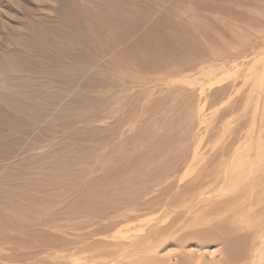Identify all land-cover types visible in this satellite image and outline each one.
Returning a JSON list of instances; mask_svg holds the SVG:
<instances>
[{
  "label": "bare ground",
  "instance_id": "6f19581e",
  "mask_svg": "<svg viewBox=\"0 0 264 264\" xmlns=\"http://www.w3.org/2000/svg\"><path fill=\"white\" fill-rule=\"evenodd\" d=\"M230 1L236 5H254L259 0ZM57 3L58 7L53 11L56 24H51L52 20L47 18H28L24 25L26 32L12 42L13 49L0 52V73L6 84L3 89L0 88V134H24L27 138L23 142L19 138L0 135V238H7L10 244H34V247L40 250L45 240L43 226L52 225L58 218L85 220L87 217L92 223H101L98 234L105 235L109 230L106 221L112 213L130 208L136 202L134 200L137 196L142 201L141 195L161 186L165 179L180 170V166L173 169L166 162L165 165L158 163L153 167L154 163H150L149 159L154 161V158L148 157L147 152L146 161L138 150L127 152V149L126 154L120 152L111 166H105L109 159L108 153L103 155L102 159L94 155L98 148L107 143L109 136L99 137L96 134L97 128L87 125H93L95 121L106 118L108 115L105 109L111 102L115 104L131 99L126 90L136 85L134 80L128 82L123 77L118 78V72L128 66L150 72L162 68L177 72L180 69L195 67V60L201 66L209 54L205 46L200 47V40L209 36L210 31L216 27V20L205 16L202 11H217L219 14L227 13L246 18L243 12L235 13L233 6L225 4V0H57ZM224 44L223 46L226 45ZM69 72L72 74L67 75ZM43 75L46 76L45 80ZM153 81L157 80L151 79L150 83ZM124 92L125 96L122 95ZM138 98L139 96L132 98L130 103L136 104ZM133 114L134 112H130L126 117ZM82 124L83 127L80 126ZM106 133L111 134L112 130ZM136 136H132V140L143 138L138 139L139 135ZM161 139L163 141L165 138ZM46 141L49 142L48 152L37 156L28 155L18 166L9 167L10 160L20 158L18 156L21 153L30 152L35 146ZM166 141L165 139L163 142L167 144ZM128 143L123 141L116 144L114 149L122 148V145L126 146ZM112 145L108 144L109 153ZM157 150L154 149L158 152ZM95 162L101 166L102 173L92 168ZM145 162L153 166L147 168L149 164L145 166ZM174 185L163 188L162 194L173 190ZM204 185L203 182L200 186V194H203L207 187L206 185L203 188ZM211 216L214 217L213 214ZM263 221L264 219L262 224ZM230 222V228L226 227V235L211 233L208 229L195 233L191 231L174 237L166 247L156 246L148 236H141L143 238L136 250L123 249L115 261L118 264H205L203 259L207 256L202 248L213 243L223 246V261L232 259L234 262L244 261V264H252L264 251V225L251 230L239 224L238 220L232 219ZM206 223H210V220ZM194 224L192 223L193 226ZM234 226L236 228L233 229ZM27 228H34L32 231L41 235L38 243L28 242V238L27 242L19 238L20 231H27ZM171 229L175 231L178 227L173 225ZM12 231H18V235L10 236ZM93 233L90 232V235ZM156 233H159V230ZM23 235L26 236L25 232ZM242 240L245 243L242 250L235 251V246L242 243ZM102 243L106 249V241L103 240ZM192 244L198 249L193 250L190 247ZM21 246L19 245V248ZM84 246L83 251L87 252L94 248L92 242L85 243ZM172 246L177 249H172ZM99 253L102 261L98 264H111L109 252ZM25 256L26 254H23L22 258L25 259ZM124 257L136 259L120 260ZM19 261L26 264L21 258Z\"/></svg>",
  "mask_w": 264,
  "mask_h": 264
},
{
  "label": "rangeland",
  "instance_id": "374dc122",
  "mask_svg": "<svg viewBox=\"0 0 264 264\" xmlns=\"http://www.w3.org/2000/svg\"><path fill=\"white\" fill-rule=\"evenodd\" d=\"M225 4L233 6L235 13L236 11L245 13L246 18L227 13L219 14L217 11H202L205 16L216 20V27L210 31L209 36H204L200 40V47L205 46L204 48L209 54L201 66L193 59L196 62L195 67L180 69L181 71L177 72L163 68L150 72L138 70L132 66L120 70L117 74L118 78L123 77L128 82L134 80L136 84L126 90V94L128 93L127 95L132 98L139 96L137 99L139 101L136 104L131 102V104L132 98L130 97L131 99L126 101H119V104L111 102L105 109V113L108 115L106 118L95 121L93 125H87L97 128L96 134L99 137L109 136L107 143L98 148L94 154L102 159L108 153L109 159L105 166H111L119 153L123 154L128 149L127 152L141 151L143 154L140 155H143L144 160L148 155V157L154 158V161L147 158L149 162L151 161L150 163H154L153 166L145 162L144 165L147 164V168L155 167L158 163L165 165L166 162L173 169L175 166H180V170L165 179L161 186H157L159 190L155 187L152 191L141 195L142 201L137 196L134 200L136 202L130 208L112 213V216L106 221L109 224V230L105 235L98 234L101 223H92L89 218L85 217V220L84 218H58L52 225L43 226V238L48 241H43L45 247L43 244L42 250L35 248L34 244L28 243L24 246L22 242L10 244L9 240H6L7 238H0L2 248H0V264L6 262L21 264L20 258L25 260L26 264H98L102 261L99 255L101 251L109 252L111 264H118L115 261L117 255L123 249L136 250L143 238L141 236H148L151 243L156 246L163 247L164 245L166 247L175 238L191 231L195 233L208 229L211 230V233L226 235L228 230L226 227L230 228L232 219L238 220L239 224L251 230L264 225L262 224V219H264V197H262V195L264 196V186L262 187L264 185V0H259L254 5H236L230 0H225ZM57 7V0H0V52L13 49L12 42L21 38L26 32L24 25L28 18H47L52 20L51 24H56L57 20L53 11ZM249 19L253 20L249 21ZM259 24L261 26H258ZM252 25L255 27L253 28ZM226 41H228L227 44ZM223 43L226 45L223 46ZM219 44L220 47H218ZM70 74L72 73H67V75ZM45 77L43 75V79ZM151 79L157 81L150 83ZM3 80V75L0 73V88L2 89L6 85ZM43 90L45 89L43 88ZM122 95L125 96V92ZM170 99L175 100L172 103L173 100ZM181 100L185 102L182 103ZM155 105L156 108H154ZM101 108L102 106H100ZM130 112H134V114L131 117H126V114ZM120 119L122 120L120 121ZM80 126L83 127V124ZM110 129L112 133H106ZM139 129L142 130L141 135ZM134 134L139 135L138 139L143 138L133 139L135 142L132 143V136H136ZM0 135L19 138L23 142L27 139L24 134ZM161 138H165L167 144L163 142L165 139L162 141ZM123 141L129 143L126 146L122 145L123 149H114L116 144ZM41 144L35 146L30 152L21 153L18 156L20 158L16 157V160L15 158L10 160L9 167L18 166L22 159L28 155L37 156L48 152L49 142ZM108 144H113L110 153ZM169 144L171 145L169 146ZM159 145L162 146V151ZM153 148L160 150L156 152ZM146 153L148 155H145ZM92 168L98 173L103 172L101 166L96 162ZM203 182L205 185L202 187L205 188L206 185L207 187L203 194H200L199 192L202 190L200 186ZM171 184H175L172 187L173 190L162 194V189ZM173 197L177 199H172ZM196 208L198 210H195ZM201 219L204 221L201 222ZM209 220L210 223L207 224L206 222ZM192 223L197 224L193 226ZM239 224H236L238 228ZM169 225L172 228L173 225L177 226L178 230H175L177 232ZM27 229V231H20L19 238L26 242L29 239L28 242L38 243L41 240L39 238L41 235L33 232L34 228ZM157 229L159 233H156ZM12 232L10 236L18 235V231L17 233ZM24 232L26 236L23 235ZM90 232H94L93 235H90ZM151 232L152 234H150ZM36 234L37 237H35ZM169 238L170 240H168ZM103 240L106 241V249L102 245ZM154 241L156 242L154 243ZM91 242L94 244L93 250L83 251L84 244ZM19 245L23 246H21L22 249L19 248ZM28 245L34 248L30 249ZM244 245V240H242V243L235 246V251H241ZM190 247L193 250L198 249L194 244ZM222 248L221 244L213 243L204 246L202 251L207 257L203 259V263L244 264V261L234 262L232 259L223 261L221 259ZM23 251V254H26L25 259L22 258ZM14 252L16 253L13 255ZM263 256L264 251L261 252V257L252 264H264ZM135 259L120 258L122 261H135Z\"/></svg>",
  "mask_w": 264,
  "mask_h": 264
}]
</instances>
